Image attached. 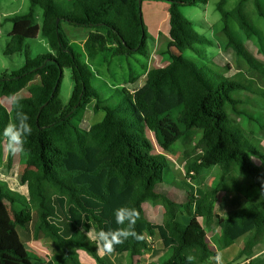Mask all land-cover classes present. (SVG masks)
<instances>
[{
  "label": "trees",
  "instance_id": "obj_1",
  "mask_svg": "<svg viewBox=\"0 0 264 264\" xmlns=\"http://www.w3.org/2000/svg\"><path fill=\"white\" fill-rule=\"evenodd\" d=\"M28 1V13L6 19L13 28L5 54H23L25 64L0 76V133L14 120L18 109L29 116L32 132L25 138L21 154L25 170L36 171L39 206L32 211L23 204L21 195L0 181V264H37L40 258L27 246L46 239L56 250L55 264H83L80 251L92 256L97 264H108L98 253L95 240L89 245L77 235L88 226L96 231L117 228L113 211L120 206L137 209L135 230L143 238H130L106 255L126 254L128 264H140L142 255L152 253L156 237L167 254L151 264H186L187 254L196 257L193 264H206L217 253L208 239V229L214 222L227 243L245 237L238 260L252 255L254 246L264 241V170L253 161L257 157L264 165V150L261 142L257 146L242 134L229 113L231 109L247 119L246 128L253 126L255 115L240 108L243 101L232 96L248 87L234 76L228 77L204 64L200 69L197 58L186 56L188 52L202 54L198 46L212 42L195 30L180 7L197 6L208 0ZM145 1L169 5L170 39L161 53L166 65L150 69L144 84L134 91L106 83L111 91L101 93L93 83L98 74L75 51L63 24L92 30L90 42L103 44L96 55L110 44L128 58L147 57L142 15ZM226 2L220 0L217 5L228 40L226 48L253 67L252 56L229 27L231 19L247 39L257 34L245 11L247 0L239 1L231 11L224 9ZM254 6L264 17L259 0H254ZM36 8L42 10L41 25ZM39 36L50 50L32 56L26 42ZM212 64L219 69L215 62ZM206 68L212 76L203 71ZM64 69L71 70L74 83L67 105L60 92ZM130 71V81L135 82L137 76ZM24 91L28 96L18 97V106L11 103L8 110L2 104L11 95ZM91 104L94 113H103V119L84 130V112ZM258 127L264 132V123ZM177 143L185 147L187 179L197 181L213 167H218L223 175L199 197L180 189L187 192L186 202L159 189L178 188L171 187L173 182L166 178L171 164L165 156ZM4 148L0 135V162ZM232 173L250 181L246 191L249 202L221 216L216 213L218 195L227 190L226 179ZM148 203L164 209L162 224L149 218Z\"/></svg>",
  "mask_w": 264,
  "mask_h": 264
},
{
  "label": "rangeland",
  "instance_id": "obj_2",
  "mask_svg": "<svg viewBox=\"0 0 264 264\" xmlns=\"http://www.w3.org/2000/svg\"><path fill=\"white\" fill-rule=\"evenodd\" d=\"M219 1L220 0H208L207 3H202L197 6L180 7L182 15L193 22L195 30L212 42V44L208 43L198 46L201 49L202 54L188 52L186 53V56L197 58L199 61L197 60L195 62L198 68L201 69L204 64L208 68L220 71L228 77L234 76L235 79L242 81V83L248 87L247 91L233 93L232 96L243 101L240 108L245 109L247 113L255 115V123L253 126L246 128V125H248L247 119L234 113L231 109L229 111L230 117L232 121L242 129L241 132L245 137L257 146H259V143L261 142V147L264 150V132H260L258 127L260 124L264 123V17L258 14V11L254 6V0H247L245 11L250 22L258 30L257 34L251 39H247L243 31L239 29L238 25L230 19L229 27L232 35L239 42L244 43V47L253 58L254 66L250 67L244 59L238 58L231 49L229 50L226 48L228 40L223 32L224 25L222 23V16L217 10ZM239 1L241 0H227L224 9L226 11H231ZM259 2L264 14V0H259ZM167 6L169 5L165 2H143L142 15L146 24L149 53L147 57L137 55L128 58L126 55H122L116 49V46L108 44L106 50L100 52L96 57V60H90L89 62L88 56L92 59L96 53L102 49L103 44L99 45L98 43L90 42L92 30L86 28H74L67 24H63V29L69 37L75 51L80 53L82 55V60L88 63V65L98 74L99 78L93 80V83L99 92L110 93L111 89L108 88L109 85L111 87L116 86L120 89L126 88L134 91L144 84L147 72L150 69L164 67L166 65L165 59L161 53L166 50V44L170 39L169 16L167 15L166 10ZM30 7L31 4L28 0H0V76L5 73L17 71L25 64V56L23 54H15L12 56L5 54L9 41V34L13 28L12 23L5 21V19L14 15L26 14L29 12ZM35 13L37 22L41 25L42 10L36 8ZM26 44L31 48L32 56L45 54L50 50L46 40L41 36L34 40H28ZM212 62H215L219 69L215 67ZM208 68L202 70L205 71L207 75L212 76ZM130 69L132 70L133 75L137 76L135 82L130 81ZM36 82H38V79ZM215 83L217 82L215 81ZM73 88L74 83L72 72L70 69H64L60 92L61 100L65 105L70 101ZM26 96H28V93L27 91H24L17 97L22 98ZM2 104L8 110L11 108V102L9 99L3 100ZM93 104L89 105L84 112V118L81 125L84 130H89L90 127L99 123L103 119V113H94ZM172 116L175 118L176 113H173ZM252 130L254 134H252ZM150 137L153 140L157 151L161 152L162 150L157 144L154 135L151 134ZM201 147H203V145ZM184 151V145L177 143L173 146L171 152L165 153V156L171 164L166 172V178L169 182H173L174 186L171 187L179 188V190H177L178 188L173 190H175L176 193L179 192L177 198L180 200L187 199V190L192 191L195 195L202 196L201 194L205 189L214 186L217 184L218 180L223 178L220 169L218 167H213L209 170H205L197 181L187 179ZM23 158L24 156L21 153L10 157L9 152L5 147L3 160L0 162V181L4 182L11 191L21 195L23 204L28 205L32 211H35L39 206L36 188V171H26L23 164ZM253 161L257 166L262 167L264 170V165L259 158L253 157ZM249 184L250 181L245 176L236 173L230 174L226 179L227 190L220 192L218 195L216 211H218L221 216H226L248 204L249 201L246 191ZM228 187L230 188V191H228ZM222 193L225 194L222 196ZM241 199L244 200L243 204L239 201ZM222 202L224 206H222ZM160 208L163 209L162 207H153L152 204L148 203L146 205V210L149 218L151 219L150 215L160 212ZM88 230H90L89 226L88 228L82 229L78 233L77 238L90 245L91 241L95 239L87 234ZM208 231V239L210 242H213L218 235L212 230L208 229ZM27 248L32 253L37 254L40 258V262L37 264H55L54 256L56 250L50 240L34 241L30 243ZM79 254L83 264L95 263L92 256L88 253L80 251ZM104 259L107 262V256L104 257ZM109 259L115 261L113 264L116 263L114 257Z\"/></svg>",
  "mask_w": 264,
  "mask_h": 264
},
{
  "label": "clouds",
  "instance_id": "obj_3",
  "mask_svg": "<svg viewBox=\"0 0 264 264\" xmlns=\"http://www.w3.org/2000/svg\"><path fill=\"white\" fill-rule=\"evenodd\" d=\"M9 101L14 105H19V98L13 94ZM29 116L22 110L15 112L13 121H10L4 128L2 133L6 150L9 154L15 156L25 150V138L31 135L32 128L29 124ZM115 223L118 225L115 229H100L96 231L92 227L87 231L97 243V251L103 254H111L116 246L123 244L127 240H141L143 237L135 230L136 222L139 219V212L135 207L120 206L113 211ZM196 257L192 254L186 255V264H193ZM210 264H222V255L217 252L215 256L210 257Z\"/></svg>",
  "mask_w": 264,
  "mask_h": 264
},
{
  "label": "crops",
  "instance_id": "obj_4",
  "mask_svg": "<svg viewBox=\"0 0 264 264\" xmlns=\"http://www.w3.org/2000/svg\"><path fill=\"white\" fill-rule=\"evenodd\" d=\"M166 10H167V15L169 16V6H167ZM7 18H9V17H7ZM6 19H5V21H7ZM97 56L98 55L94 56L92 59H90L88 56L89 62H90V60H96ZM163 189H165V191H168L178 201L186 202L188 200V195H187V199L180 200L177 198V196L179 195V192L176 193L175 190H173V189L160 187V190H163ZM171 191H173V192H171ZM228 191H230L229 187H228ZM223 194H225V193H222V196H223ZM196 197H199V195H196ZM241 200H239V201L241 204H243L244 200H242V202H241ZM222 206H224L223 202H222ZM148 212H149V210H148ZM216 213L218 215H220L218 211H216ZM149 215H150V212H149ZM150 217H151L152 221H154L158 224H162L163 220H164L163 209L160 208V212H158L157 214L154 213V215H150ZM209 230H212L214 233H216L218 235V237H216V239L213 242H210V245L215 252L221 253L222 264H264V241L259 242L258 244H256L254 246L252 255H250L249 257H244L241 260H238V255H239V253L243 247L245 237L239 238V239L233 241L232 243H227L225 239L221 238L220 230L217 227L216 222H214V224L209 228ZM208 236H209V231H208ZM153 242H154V251L150 254L142 255L140 258L141 264H151L153 262H158L159 259L166 256L167 250L163 247L162 242L159 239V237H156ZM98 253L100 254V256L102 258L107 256V263L108 264H113V262H115V261H113V260L111 261L109 259L111 257H114L116 259V263H114V264H128V256L126 254L106 255V254H103L101 252H98ZM117 256H119V257H117ZM93 261H95V260L93 259ZM95 263H96V261H95ZM206 264H210V260ZM211 264H214V262H211Z\"/></svg>",
  "mask_w": 264,
  "mask_h": 264
},
{
  "label": "water",
  "instance_id": "obj_5",
  "mask_svg": "<svg viewBox=\"0 0 264 264\" xmlns=\"http://www.w3.org/2000/svg\"><path fill=\"white\" fill-rule=\"evenodd\" d=\"M140 5H141V1H140Z\"/></svg>",
  "mask_w": 264,
  "mask_h": 264
}]
</instances>
